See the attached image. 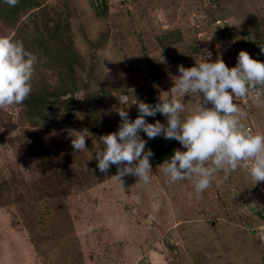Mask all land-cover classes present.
Instances as JSON below:
<instances>
[{"label": "rangeland", "instance_id": "1", "mask_svg": "<svg viewBox=\"0 0 264 264\" xmlns=\"http://www.w3.org/2000/svg\"><path fill=\"white\" fill-rule=\"evenodd\" d=\"M258 158L264 0H0V264H264Z\"/></svg>", "mask_w": 264, "mask_h": 264}, {"label": "built area", "instance_id": "2", "mask_svg": "<svg viewBox=\"0 0 264 264\" xmlns=\"http://www.w3.org/2000/svg\"><path fill=\"white\" fill-rule=\"evenodd\" d=\"M227 79L226 74H219L217 76H213V80H225ZM248 132H252V128H247ZM249 167V172L254 178L256 182H258L255 186L258 193L264 198V160L262 158H258L256 160H251L247 163Z\"/></svg>", "mask_w": 264, "mask_h": 264}, {"label": "crops", "instance_id": "3", "mask_svg": "<svg viewBox=\"0 0 264 264\" xmlns=\"http://www.w3.org/2000/svg\"><path fill=\"white\" fill-rule=\"evenodd\" d=\"M262 229H264V227H261V233H260V241H259V243L263 247V243H264V230H262Z\"/></svg>", "mask_w": 264, "mask_h": 264}, {"label": "clouds", "instance_id": "4", "mask_svg": "<svg viewBox=\"0 0 264 264\" xmlns=\"http://www.w3.org/2000/svg\"><path fill=\"white\" fill-rule=\"evenodd\" d=\"M214 81H223V80H214Z\"/></svg>", "mask_w": 264, "mask_h": 264}, {"label": "trees", "instance_id": "5", "mask_svg": "<svg viewBox=\"0 0 264 264\" xmlns=\"http://www.w3.org/2000/svg\"><path fill=\"white\" fill-rule=\"evenodd\" d=\"M147 190H145V192H146Z\"/></svg>", "mask_w": 264, "mask_h": 264}]
</instances>
